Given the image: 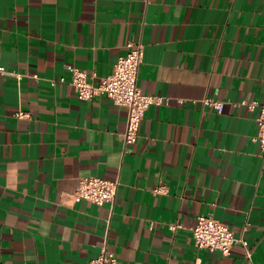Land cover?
<instances>
[{
  "label": "crops",
  "instance_id": "1",
  "mask_svg": "<svg viewBox=\"0 0 264 264\" xmlns=\"http://www.w3.org/2000/svg\"><path fill=\"white\" fill-rule=\"evenodd\" d=\"M130 41L140 90L170 101L126 145L128 107L80 100L68 67L98 84ZM0 65V264H89L104 246L119 264H264L260 108L241 104L264 99V0H0ZM84 176L119 181L114 202H76ZM199 215L251 260L198 247Z\"/></svg>",
  "mask_w": 264,
  "mask_h": 264
},
{
  "label": "built area",
  "instance_id": "2",
  "mask_svg": "<svg viewBox=\"0 0 264 264\" xmlns=\"http://www.w3.org/2000/svg\"><path fill=\"white\" fill-rule=\"evenodd\" d=\"M130 50L126 55L119 57L111 74L104 77L98 84L91 83L86 71L73 66L68 68L72 71L71 84L74 86L77 97L80 100H89L96 95H106L115 104L128 107V118L124 133L125 144L135 143L139 137L141 122L147 109L152 105H168L170 98L162 95L143 93L138 86L139 69L144 61V45L141 42L130 41ZM0 72L5 73V67L0 65ZM66 79H53L52 85L65 82ZM204 104L221 111L224 101L207 97ZM249 109L260 108L257 117L259 132L256 139L260 143L261 152L264 156V99L241 101ZM18 116L23 117L21 112ZM119 181L108 180L98 176H84L79 183L73 198L76 202L87 200L98 205L113 203L118 190ZM164 187H158L163 191ZM195 243L200 248L211 251L219 250L224 255H230L234 245L241 242L245 248L246 256L251 260V249L245 239H237L229 225L215 219L210 215H199L193 227ZM89 264H119L116 255L104 246L99 255L90 259Z\"/></svg>",
  "mask_w": 264,
  "mask_h": 264
}]
</instances>
